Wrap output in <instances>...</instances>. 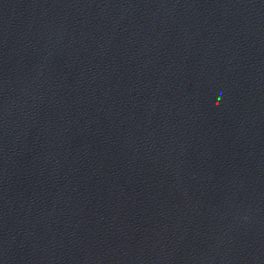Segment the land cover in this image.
I'll return each mask as SVG.
<instances>
[{
	"label": "water",
	"instance_id": "95a60500",
	"mask_svg": "<svg viewBox=\"0 0 264 264\" xmlns=\"http://www.w3.org/2000/svg\"><path fill=\"white\" fill-rule=\"evenodd\" d=\"M0 264H264V0H0Z\"/></svg>",
	"mask_w": 264,
	"mask_h": 264
}]
</instances>
